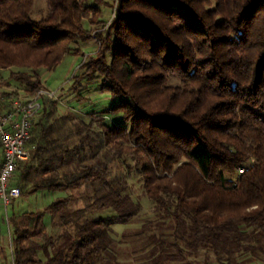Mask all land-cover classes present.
Returning <instances> with one entry per match:
<instances>
[{"label": "trees", "instance_id": "1", "mask_svg": "<svg viewBox=\"0 0 264 264\" xmlns=\"http://www.w3.org/2000/svg\"><path fill=\"white\" fill-rule=\"evenodd\" d=\"M45 3L34 19V0H0V70L31 96L43 87L40 71L94 40L69 88L98 80L116 101L88 119L68 111L51 122L50 106L59 101L41 99L31 156L17 163L11 185L20 196L63 195L36 210L8 213L15 200L6 207L9 242L0 245V264H118L112 226L132 220L140 204L126 181L111 176L115 162L134 167L154 203L159 220L141 228L152 245L148 264L257 259L264 242V0H117L108 25L105 0ZM73 190H82L84 202L71 209L80 198ZM200 249L216 262L189 258Z\"/></svg>", "mask_w": 264, "mask_h": 264}, {"label": "rangeland", "instance_id": "2", "mask_svg": "<svg viewBox=\"0 0 264 264\" xmlns=\"http://www.w3.org/2000/svg\"><path fill=\"white\" fill-rule=\"evenodd\" d=\"M102 8L101 20L105 22L110 21L112 17L117 0H105ZM114 2V6L112 3ZM46 10L45 0H34L33 5V18L39 19ZM100 27V26H97ZM97 48L94 40L85 41L80 44V51L78 53L68 54L63 60L52 70L40 71V78L43 87L40 89H47L56 91L54 98L45 99L49 102L52 99L58 100L59 103L51 105L50 109L52 114L49 117V121H56L61 115H66L68 111H73L77 116L87 118L88 114L101 110L108 105H111L116 100L110 97L107 93L101 92L98 89V80H93L84 83L83 88L77 86L73 92L69 88V82L71 76L85 59V55L93 53ZM25 84L18 82L12 78V74L8 70H0V99H7L10 96H16L14 94L24 95ZM77 93H80L78 95ZM42 99V98H41ZM57 105V106H56ZM68 115V114H67ZM55 118V119H54ZM119 117H115V119ZM116 119V120H117ZM58 132H54L53 135L57 136ZM128 163L133 167V162L128 160ZM112 175L116 181H126L130 195L132 199L140 204V210L137 215L126 224L117 223L112 226V237L116 242V260L118 264H148L149 250L152 245L147 240V234L142 232L141 228L145 225L155 227V222L158 221V217L155 213L154 203L146 196L140 175L134 170L127 171L124 165L120 162H115L111 168ZM80 197L82 190H73ZM49 192L38 191L28 195H21L14 202L13 206L8 207V213L12 211L22 212L26 210H36L43 208L51 199L53 193L58 196L62 195V192L56 191L48 194ZM84 202L82 197L77 198L72 204L71 209L81 206ZM103 213H110L104 211ZM7 210L3 205L0 207V245L4 246L9 242V230L7 225ZM150 222L152 225H150ZM165 232H168V225L164 226ZM155 233L159 234V230L155 229ZM136 234V235H135ZM8 252V250H7ZM257 259L253 256L240 254L235 256L230 264H264V242L262 243V250L256 249ZM207 257L209 260L216 262L215 255L211 251L200 249L196 255L189 256L190 259L196 261H203Z\"/></svg>", "mask_w": 264, "mask_h": 264}, {"label": "built area", "instance_id": "3", "mask_svg": "<svg viewBox=\"0 0 264 264\" xmlns=\"http://www.w3.org/2000/svg\"><path fill=\"white\" fill-rule=\"evenodd\" d=\"M14 95L0 99V202L5 209L20 197V190L11 185V179L17 163L31 156L29 143L34 120L41 110V98H54L56 91L40 89L31 96ZM244 170L247 168L240 172Z\"/></svg>", "mask_w": 264, "mask_h": 264}, {"label": "crops", "instance_id": "4", "mask_svg": "<svg viewBox=\"0 0 264 264\" xmlns=\"http://www.w3.org/2000/svg\"><path fill=\"white\" fill-rule=\"evenodd\" d=\"M86 56V55H85ZM44 194H45V192H49L48 194H51L52 192H56V191H46V190H41ZM63 193V192H62ZM63 195V194H62ZM52 196V199L47 203V204H49L51 201H53L54 199H56V198H58V197H60V196H58L56 193L54 194L53 193V195H51ZM47 204H45V205H47Z\"/></svg>", "mask_w": 264, "mask_h": 264}]
</instances>
